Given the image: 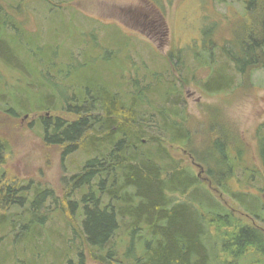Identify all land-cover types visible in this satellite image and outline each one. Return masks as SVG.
Wrapping results in <instances>:
<instances>
[{
	"label": "trees",
	"instance_id": "trees-1",
	"mask_svg": "<svg viewBox=\"0 0 264 264\" xmlns=\"http://www.w3.org/2000/svg\"><path fill=\"white\" fill-rule=\"evenodd\" d=\"M243 2L247 25L218 51L235 74L245 77L264 63V0ZM21 3L7 8L23 9ZM5 9L0 5V64L18 69L23 83L11 91H2L6 85L0 83V97H10L17 111L31 107L43 112L37 119L43 143L61 148V160L80 155L81 163L62 179L59 193L33 181L8 180L1 167L7 142L0 137V264H244L246 251L264 256V233L232 218L197 176L169 154L166 143L187 147L192 140L185 109L169 101L177 98L169 83L151 74L145 83L138 77L126 80L124 89L116 91L118 84L92 73L67 84L60 68L68 70L76 57L70 53L65 58L58 44L41 43L25 18L16 20ZM21 53L23 68L13 57ZM44 53V60L39 59ZM78 54L84 56V51ZM216 72L207 88L228 90L231 81ZM151 80L161 88L153 89ZM256 132L257 171H246L237 158L241 149L231 153L229 142L219 136L210 139L202 154L187 152L195 163L208 166L212 184L259 219L264 208L258 192L250 189L256 180L264 184V122ZM233 178L246 187L229 189ZM230 226L236 229L223 233L228 238L218 234ZM232 245L236 248L223 255Z\"/></svg>",
	"mask_w": 264,
	"mask_h": 264
},
{
	"label": "rangeland",
	"instance_id": "rangeland-1",
	"mask_svg": "<svg viewBox=\"0 0 264 264\" xmlns=\"http://www.w3.org/2000/svg\"><path fill=\"white\" fill-rule=\"evenodd\" d=\"M48 1L50 3L41 4L40 0H21L23 9L16 11L7 6H14L20 0H0V5L14 19L25 18L28 29L41 43L58 44L65 58L70 53L76 57L77 61H72L68 70L60 68L66 72L67 84L73 85L92 73H98L113 85L118 84L120 87L115 86L116 91L124 89L126 80L138 77L145 83L148 80L145 77H151V74L163 84L169 83L170 91L177 94V98L169 97V101L185 109L192 131V140L187 147L166 143L169 154L181 167L197 176L201 185L232 214V218L264 233V210L259 219L247 214L221 186L211 183L215 177L208 175V166L195 163L187 152L194 149L202 154L210 139L219 136L229 142L231 153L241 149L237 158L246 171H257L256 167L261 166L256 130L264 122V63L247 71L245 77L239 76L218 51L220 44L231 39L234 33H241V28L247 25L249 16L245 14L244 0ZM203 32L206 39L202 38ZM204 41L205 48L202 47ZM81 51L84 56H78ZM45 56L44 53L39 59L44 60ZM13 57L23 68L21 62H25V54ZM216 71L231 81L228 90L207 88L208 79ZM56 72H51L52 76L55 77ZM18 82L23 83L18 69L0 64V83L6 85L2 91H11ZM151 83L153 89L161 88L155 80ZM9 99L8 96L0 97V137L7 142L1 167L8 180L33 181L59 193L62 179L80 167V155L61 160V148L45 145L40 137L37 119L44 113L35 112L31 107L26 112L17 111ZM11 108L17 116L8 112ZM204 153L207 157L211 155L208 151ZM219 166L216 164L221 168ZM254 185L250 191L258 192V201L264 208V184L256 180ZM245 187L236 184L233 178L229 189ZM248 206L255 207L251 203ZM59 222H55L56 227H60ZM235 229V226L221 227L218 234L228 238L223 233L230 234ZM260 245L263 247L262 243ZM8 246L9 243L5 246L7 250ZM231 247L226 248L223 255L236 248ZM253 249L250 247L249 251ZM256 255L260 254L246 251L247 260L243 263L263 264L264 256ZM227 259L230 256L227 255ZM87 264L98 263L87 261Z\"/></svg>",
	"mask_w": 264,
	"mask_h": 264
}]
</instances>
